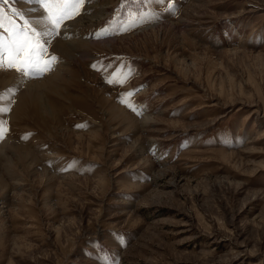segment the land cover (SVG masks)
Here are the masks:
<instances>
[{
  "label": "rangeland",
  "instance_id": "374dc122",
  "mask_svg": "<svg viewBox=\"0 0 264 264\" xmlns=\"http://www.w3.org/2000/svg\"><path fill=\"white\" fill-rule=\"evenodd\" d=\"M168 2L89 0L67 22L56 118L0 90V264H264V0ZM130 13L159 18L113 31Z\"/></svg>",
  "mask_w": 264,
  "mask_h": 264
},
{
  "label": "snow or ice",
  "instance_id": "6c2138e0",
  "mask_svg": "<svg viewBox=\"0 0 264 264\" xmlns=\"http://www.w3.org/2000/svg\"><path fill=\"white\" fill-rule=\"evenodd\" d=\"M12 0H0V5H7ZM28 4H35L40 9L39 18L31 20L24 11L15 7L11 9L9 16L0 7V71L12 70L20 77L27 79H39L46 73L55 69L60 62L59 57L49 51L52 40L61 35V31L68 30V21H72L82 15L89 0H25ZM134 3H159L165 5L169 12L174 10V3L168 0H132ZM35 12V9L30 10ZM158 15L130 13L126 22L121 23L115 32H127L136 26L158 19ZM110 34L108 29L96 33L100 39ZM95 68L96 66L93 65ZM132 70L120 72L115 77L108 79L109 84L125 85L132 78ZM134 93L128 92L120 98V103L131 111L140 114L134 106L132 97ZM4 97L0 95V102ZM9 103L11 101L9 100ZM10 111L9 107L0 106V141L10 134L8 121L5 119ZM77 127H83L78 125ZM30 135V134H29ZM29 135L21 138L27 140ZM105 261L107 257H103Z\"/></svg>",
  "mask_w": 264,
  "mask_h": 264
},
{
  "label": "bare ground",
  "instance_id": "6f19581e",
  "mask_svg": "<svg viewBox=\"0 0 264 264\" xmlns=\"http://www.w3.org/2000/svg\"><path fill=\"white\" fill-rule=\"evenodd\" d=\"M21 3V2H20ZM23 5V4H22ZM29 5L27 4V7ZM31 7V8H30ZM30 10L32 9H35V12H32L29 10V14L31 15L30 16V19L31 20H36L39 18V13H40V10L37 11L39 8H37V6H34V4L32 6H30ZM28 8V9H29ZM68 30L65 32V31H61V35H63L64 33H67ZM71 32V31H70ZM77 32V31H76ZM76 36H78V33H75L74 32V36L73 38H66L67 35L64 37V38H59V37H56L55 39L52 40V43H51V48L52 50H54V52H56V54L58 53L60 56H63V58H66V59H74L75 58V55H76V49L77 48L74 44H76V42H82L80 40H77V38H75ZM83 40V39H82ZM84 42V41H83ZM86 42V41H85ZM90 41H88L89 43ZM104 43V42H103ZM87 44V43H86ZM85 45V44H84ZM53 53V52H51ZM81 53V51H80ZM55 54V53H54ZM55 54V55H56ZM81 56H84V54H80L78 53V57H81ZM85 57V56H84ZM63 58H60V63L58 64L57 68H56V71L53 73V74H49L48 76L42 78V79H38V80H29L27 81V78L24 79L23 77H19L17 78V76L15 75V72H11V71H6L5 72H1L0 71V90L4 87H9V85H12V92H19L21 95H28V99L30 98L29 95L30 94H33L35 96H38V100L40 98V101H35V104L39 105L40 108L43 107L46 108L49 112V114H51L52 116H55L54 118H56V112H55V107L53 106V103L50 102V99H49V92L50 93H56L57 92V85H59V82H63L65 80V73L63 72L64 68L66 69V67L69 66L68 62L65 61ZM83 59V58H82ZM81 59V60H82ZM66 71V70H65ZM72 77V76H71ZM76 78V77H75ZM60 89V88H59ZM63 90V89H62ZM9 91V90H8ZM7 90H5V96L7 98H10L12 97L14 94H12L11 90L8 92ZM64 94V93H62ZM2 95V94H1ZM25 95V96H26ZM3 95V97L6 99ZM19 97V95H18ZM18 97H17V100H18ZM32 97V96H31ZM22 98V97H21ZM20 98V99H21ZM34 99V97H33ZM7 100V99H6ZM16 100V103L14 104V107H13V110H12V113L10 114V116L7 118V119H10L12 120V118L14 116V113L16 111V109H18L17 111H19V105H18V101ZM30 100V99H29ZM35 100V99H34ZM37 100V99H36ZM105 100V99H104ZM31 101H32V98H31ZM9 102V101H8ZM24 102V101H23ZM21 103V102H20ZM11 103H8V106L10 105ZM116 108V106H115ZM46 110V111H47ZM58 110V109H57ZM107 110V109H106ZM23 112V110H21ZM21 111L17 112V113H20ZM116 112L120 113V116L122 115L121 111V108L119 109H115ZM58 112V111H57ZM106 113V112H105ZM124 113V112H123ZM22 116V113H20ZM111 114V113H110ZM16 115V114H15ZM17 116V115H16ZM118 116V115H117ZM19 117V115H18ZM16 117V118H18ZM123 117V115L121 116ZM13 118V119H14ZM53 119V118H52ZM124 119V118H122ZM18 120V119H17ZM59 120V119H58ZM126 120V119H125ZM136 120V119H135ZM57 121V120H56ZM124 121V120H123ZM122 121V122H123ZM134 121V120H133ZM53 123V122H52ZM138 124V123H137ZM58 125V124H57ZM113 128V127H112ZM9 139V138H8ZM8 139H6V141H3L0 145V150L1 151H5L8 147H9V142H8ZM10 141V140H9ZM11 142V141H10ZM19 145V144H18ZM18 145L15 146L16 148H18ZM13 147V146H12ZM10 148V147H9ZM11 149V148H10ZM9 149V150H10ZM19 149H21V152L23 154H27L29 153L25 148H22V147H19Z\"/></svg>",
  "mask_w": 264,
  "mask_h": 264
}]
</instances>
